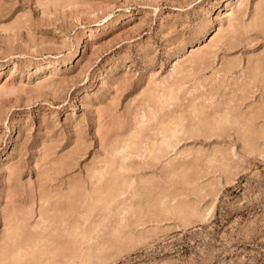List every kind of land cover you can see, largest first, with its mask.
<instances>
[{
    "label": "rangeland",
    "instance_id": "1",
    "mask_svg": "<svg viewBox=\"0 0 264 264\" xmlns=\"http://www.w3.org/2000/svg\"><path fill=\"white\" fill-rule=\"evenodd\" d=\"M30 263L264 264V0H0V264Z\"/></svg>",
    "mask_w": 264,
    "mask_h": 264
},
{
    "label": "bare ground",
    "instance_id": "2",
    "mask_svg": "<svg viewBox=\"0 0 264 264\" xmlns=\"http://www.w3.org/2000/svg\"><path fill=\"white\" fill-rule=\"evenodd\" d=\"M204 117V116H203ZM169 118V117H168ZM175 124V123H174ZM173 125V124H172ZM199 125H200V123H199ZM179 129V128H178ZM128 141V140H127ZM110 164V163H109ZM113 173V172H112ZM117 192V191H116ZM108 194V193H107ZM105 195V194H104ZM190 208V207H189ZM169 210V209H168ZM195 212V211H194ZM190 214V213H189ZM116 233V232H115ZM39 236V235H38ZM19 238V237H18ZM21 249V248H20ZM19 251V250H18ZM24 252V251H23ZM2 256V255H1ZM26 259V258H25ZM16 260V259H15ZM34 262V261H33ZM17 263V262H16ZM19 263H21V262H19ZM31 264V263H30Z\"/></svg>",
    "mask_w": 264,
    "mask_h": 264
}]
</instances>
